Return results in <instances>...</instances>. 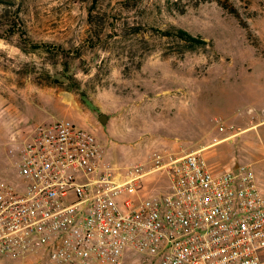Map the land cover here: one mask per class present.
Listing matches in <instances>:
<instances>
[{"label":"rangeland","instance_id":"374dc122","mask_svg":"<svg viewBox=\"0 0 264 264\" xmlns=\"http://www.w3.org/2000/svg\"><path fill=\"white\" fill-rule=\"evenodd\" d=\"M1 2L0 180L23 183L6 152L17 133L67 120L96 138L118 177L228 137L204 149L208 169L250 166L264 194V0ZM178 29L196 41L168 35ZM169 188L167 172L153 171L114 201L136 204ZM142 259L125 249L122 264Z\"/></svg>","mask_w":264,"mask_h":264},{"label":"built area","instance_id":"2783aa9c","mask_svg":"<svg viewBox=\"0 0 264 264\" xmlns=\"http://www.w3.org/2000/svg\"><path fill=\"white\" fill-rule=\"evenodd\" d=\"M7 146L23 183L0 180L2 259L122 264L129 249L142 264H264V194L250 166L213 174L201 148L165 163L156 156L152 171L126 167L118 177L102 164L96 138L67 120L27 126ZM159 170L169 193L114 201Z\"/></svg>","mask_w":264,"mask_h":264},{"label":"trees","instance_id":"16d2710c","mask_svg":"<svg viewBox=\"0 0 264 264\" xmlns=\"http://www.w3.org/2000/svg\"><path fill=\"white\" fill-rule=\"evenodd\" d=\"M2 0H0V4H2V2H1ZM4 1V0H3ZM8 2H10V0H7ZM176 35L175 37L178 39V40H181V41H183V42H185V43H188V44H191V43H193V42H195L196 40L194 39V38H192L191 36H190V34L189 33H187L186 31H184V30H181V29H178V30H176V31H174V32H168V35ZM29 41V40H28ZM30 42V41H29ZM35 47H38V48H40V47H42V46H35ZM44 47H46V46H44ZM47 48V47H46Z\"/></svg>","mask_w":264,"mask_h":264},{"label":"water","instance_id":"95a60500","mask_svg":"<svg viewBox=\"0 0 264 264\" xmlns=\"http://www.w3.org/2000/svg\"><path fill=\"white\" fill-rule=\"evenodd\" d=\"M99 122L101 124H105L107 122V117L105 115H102L99 117Z\"/></svg>","mask_w":264,"mask_h":264},{"label":"crops","instance_id":"0c3cea01","mask_svg":"<svg viewBox=\"0 0 264 264\" xmlns=\"http://www.w3.org/2000/svg\"><path fill=\"white\" fill-rule=\"evenodd\" d=\"M262 122H263V121H261L260 123H262ZM260 123H259V124H260ZM219 140H222V139H219ZM210 145H211V143H210V144H208V145H206V146H204V147H202V148H205V149H206V148H209V147H210ZM196 150H199V148H198V149H195V150H193V151H196Z\"/></svg>","mask_w":264,"mask_h":264}]
</instances>
